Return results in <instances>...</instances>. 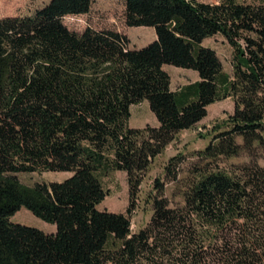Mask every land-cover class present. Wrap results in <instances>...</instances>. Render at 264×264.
<instances>
[{"label": "trees", "instance_id": "obj_1", "mask_svg": "<svg viewBox=\"0 0 264 264\" xmlns=\"http://www.w3.org/2000/svg\"><path fill=\"white\" fill-rule=\"evenodd\" d=\"M92 1L0 17V264H264V0H122L129 26L155 29L142 47L116 30L65 24ZM216 34L233 48L231 74L203 44ZM165 64L199 78L172 89ZM227 97L234 111L186 172L184 154L168 159L150 221L133 231L153 159ZM143 100L158 124L131 127ZM242 154L248 161L221 167ZM113 170L127 173V213L98 207ZM36 171L71 174L34 185L18 177ZM167 182L181 203L171 204ZM22 207L55 230L12 221Z\"/></svg>", "mask_w": 264, "mask_h": 264}, {"label": "rangeland", "instance_id": "obj_2", "mask_svg": "<svg viewBox=\"0 0 264 264\" xmlns=\"http://www.w3.org/2000/svg\"><path fill=\"white\" fill-rule=\"evenodd\" d=\"M48 0H0V17L6 15L29 14ZM206 2H217L219 0H201ZM240 2H256L257 0H238ZM65 24L77 31H82L88 26L96 29H112L125 33L130 39L131 47H142L155 39V29L151 26H129L126 22L125 5L122 0H93L90 11L85 14L66 15ZM204 45L214 48L222 61L227 73L233 72L232 58L233 48L221 34L208 37L203 41ZM165 70L171 76V87L177 89L184 83L195 81L199 78L195 70L178 67L171 64L164 65ZM234 111V100L227 97L208 106L207 115L191 128L180 131L176 137L167 145L165 150L157 155L142 181L140 192L136 200V207L129 214L131 228L137 231L147 225L150 221L153 206L152 196L155 193L154 183L156 178L164 179V166L168 159L182 153L187 158L182 167L188 170L193 160H196L195 152L203 149L215 134L216 128L224 124L228 115ZM146 124L157 125L155 114L151 111L148 101L131 106V127H143ZM249 157L242 154L236 157L223 158L221 167L226 171H232L234 164L248 161ZM259 162L264 165V155H260ZM68 171H36L30 173H19L21 182L34 185L38 182L59 181L69 176ZM184 174V173H183ZM104 187L108 195L98 205L101 209L127 213L130 205L129 186L127 173L122 170H113L102 176ZM165 194L172 205L183 201L180 187L167 182ZM14 222L38 227L44 231H54L56 226L37 217L22 207L12 217Z\"/></svg>", "mask_w": 264, "mask_h": 264}, {"label": "crops", "instance_id": "obj_3", "mask_svg": "<svg viewBox=\"0 0 264 264\" xmlns=\"http://www.w3.org/2000/svg\"><path fill=\"white\" fill-rule=\"evenodd\" d=\"M188 83H189V82H188ZM184 84H186V83H184ZM184 84H183V85H184Z\"/></svg>", "mask_w": 264, "mask_h": 264}]
</instances>
